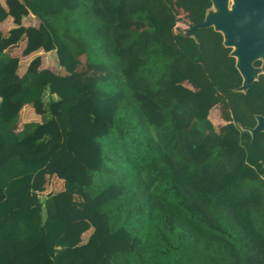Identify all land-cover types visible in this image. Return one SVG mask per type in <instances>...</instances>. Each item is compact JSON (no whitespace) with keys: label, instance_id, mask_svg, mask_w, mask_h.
I'll return each instance as SVG.
<instances>
[{"label":"trees","instance_id":"trees-1","mask_svg":"<svg viewBox=\"0 0 264 264\" xmlns=\"http://www.w3.org/2000/svg\"><path fill=\"white\" fill-rule=\"evenodd\" d=\"M209 7L0 0V264H264V75L242 91L221 32L173 33L180 10L196 23ZM21 39L37 53L23 73ZM25 105L42 121L15 131ZM48 172L64 195L38 192Z\"/></svg>","mask_w":264,"mask_h":264},{"label":"water","instance_id":"water-1","mask_svg":"<svg viewBox=\"0 0 264 264\" xmlns=\"http://www.w3.org/2000/svg\"><path fill=\"white\" fill-rule=\"evenodd\" d=\"M215 5L224 6L225 0H213ZM212 26L215 30L223 35L225 46L231 47L236 45L231 55L235 58V65L242 76L240 90L244 91L247 86L257 78L258 74L254 66V61L258 56H262V66L264 69V0H235L233 10L228 15L214 18H206L201 23H197L191 28ZM235 55L240 58L237 61ZM261 65V64H260ZM257 123L251 133L264 131V116L256 117ZM52 192L46 193L47 196ZM57 252L60 249L56 250Z\"/></svg>","mask_w":264,"mask_h":264},{"label":"rangeland","instance_id":"rangeland-1","mask_svg":"<svg viewBox=\"0 0 264 264\" xmlns=\"http://www.w3.org/2000/svg\"><path fill=\"white\" fill-rule=\"evenodd\" d=\"M204 2H208L210 4V7L206 10L204 16L202 17V19L198 22H189L187 20V17L185 15V13H183L181 10L179 12V15L177 16V22L175 27L173 28V33L177 34L180 31H184V32H190L191 28L196 25L197 23H201L202 21H204L206 18L210 17V18H214V17H219V16H225L228 15L230 13V11H232V5L235 2V0H225L224 6H217L215 5L213 0H202ZM23 24L27 25V24H32L35 25L37 24V19L33 18V17H26L23 19ZM13 24L11 22V19L8 17L5 22L2 24L4 29V33L7 32L8 28L11 27ZM24 39H21L18 43H16V46H13L12 48V54L18 55L20 57V66H19V73H23L26 65L28 63V61L34 57L37 53L28 55V56H22L21 55V47H22V43H24ZM20 50V52H19ZM41 57H42V66L46 67V68H50L54 71H57L59 74H61L62 76H67L70 71L73 69L75 62L71 61V62H65V61H61L59 62L55 56V52L54 51H40L38 53ZM262 59L263 57L260 55L258 56L257 60H260L261 65L258 67H255L257 73H260L263 71V68L261 69L262 66ZM264 72V71H263ZM184 87H188L187 84H181ZM191 89V88H189ZM192 90V89H191ZM187 96H190V94H187ZM213 111H210V118L213 119V123L215 125L220 124L223 122V120L220 119L219 117V112L215 109H211ZM219 117V118H218ZM30 121H34V122H41L42 121V117L38 116L37 114L34 113V111L32 110V108L29 105H25L22 110L20 111V114L18 116L17 119V127L15 129V131H19V129H21L23 127V125L26 122H30ZM48 130L50 131V133H55L56 132V128L54 125H50L48 127ZM38 192L40 194H46L48 192H52V193H58L59 195H64V193H66L63 189V182L61 179H59L54 173L52 172H48L45 175V180L43 182V184L41 185V188L38 189ZM86 195V193H84ZM72 198L69 199H64V203L65 205L68 206H81L86 208V202L84 201V196L83 195H72ZM90 216V214L88 213H84L81 216H79L75 222H78L80 220H87L88 217ZM74 223V222H72ZM107 227L106 225V220L103 219L97 226V230L99 232H103L104 229ZM92 231L89 230L86 233H84L83 235L79 236L76 238L75 243L74 244H80V243H84L88 236L90 235ZM107 257V256H106ZM105 257V260H106Z\"/></svg>","mask_w":264,"mask_h":264},{"label":"bare ground","instance_id":"bare-ground-1","mask_svg":"<svg viewBox=\"0 0 264 264\" xmlns=\"http://www.w3.org/2000/svg\"><path fill=\"white\" fill-rule=\"evenodd\" d=\"M234 5H235V2H234L233 5H232V10H233ZM232 49H233V51L235 52L236 49H237V46H236V45H232ZM235 57H236L237 61H238L239 58H240L239 55H235ZM263 71H264V69H263ZM263 73H264V72H263Z\"/></svg>","mask_w":264,"mask_h":264},{"label":"crops","instance_id":"crops-1","mask_svg":"<svg viewBox=\"0 0 264 264\" xmlns=\"http://www.w3.org/2000/svg\"><path fill=\"white\" fill-rule=\"evenodd\" d=\"M5 21H3L2 23H0V30L2 31V28H3V26H2V24L4 23ZM2 34H5L3 31H2ZM23 44L24 43H22V47H23ZM12 55H15V54H12ZM184 84H186V83H184ZM187 86H189V85H187ZM189 87H191V86H189ZM215 110V109H214ZM210 111H213V110H210ZM213 112H215V111H213ZM209 114H210V112H209ZM210 116V115H209ZM219 118V117H218ZM213 120V119H212Z\"/></svg>","mask_w":264,"mask_h":264}]
</instances>
